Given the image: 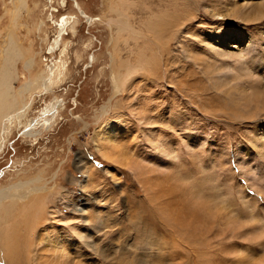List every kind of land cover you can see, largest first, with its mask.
Listing matches in <instances>:
<instances>
[{
  "label": "rangeland",
  "instance_id": "rangeland-1",
  "mask_svg": "<svg viewBox=\"0 0 264 264\" xmlns=\"http://www.w3.org/2000/svg\"><path fill=\"white\" fill-rule=\"evenodd\" d=\"M76 1L0 0V264H264V0Z\"/></svg>",
  "mask_w": 264,
  "mask_h": 264
},
{
  "label": "bare ground",
  "instance_id": "bare-ground-1",
  "mask_svg": "<svg viewBox=\"0 0 264 264\" xmlns=\"http://www.w3.org/2000/svg\"><path fill=\"white\" fill-rule=\"evenodd\" d=\"M74 1V5L77 9V12L83 16L87 22L91 23L92 21V17L90 16H87L86 14L83 13V11L81 10V8L79 7L78 5V2L76 0H73ZM62 26V29H64V25L61 24ZM63 32V31H62ZM225 34L222 35V39H225ZM20 50V49H19ZM20 51L17 52V55L18 57L21 55V52H24L23 50H21V52L19 53ZM32 62V60H28L27 61V65H30ZM26 65V66H27ZM49 67V66H48ZM49 71V70H48ZM11 76V71L8 69V68H4L0 74V125H1V128H0V137L1 135L4 133L2 132L4 128H6V126L9 125L10 121H11V117L12 115L9 113V111L13 108V106L15 105V101L14 99L12 98V95L9 94V90L11 88V84H10V81H8V79L10 78ZM39 81V80H38ZM40 87L41 88H46L49 87V82L46 78L42 77L40 79ZM26 88H28V83H26ZM44 91V90H43ZM28 105H25L24 107H22L20 110L17 111V114L18 116H23V114L25 113L26 111V108H27ZM47 106V105H46ZM56 107H57V103L53 102V103H50V105L48 106V109H45L46 111H43V115L41 113L42 116H45V113H48V115L50 114V117L49 116H46L44 117L45 119H42V120H37V119H33L30 120L28 122V124H26L27 126L24 128V130L20 133V135H24V136H30V137H34L36 134H38V126L41 125L42 127H45L47 128V124L49 125V122L52 121V119L54 118V115L56 113ZM47 108V107H45ZM29 109V108H28ZM14 110V109H13ZM14 115V114H13ZM41 119V118H40ZM40 127V126H39ZM41 127V128H42ZM49 127V126H48ZM37 128V129H36ZM113 131V128H110V133ZM37 136V135H36ZM107 139L109 140H112L113 139V136L110 135H107L106 136ZM2 141V139H1ZM263 141V140H262ZM1 147V146H0ZM1 149V148H0ZM105 156V155H104ZM142 169V168H141ZM108 172V171H107ZM3 208V207H1ZM69 219V218H68ZM70 228L73 229L74 226H71L70 225ZM77 231V230H76ZM60 240V239H59ZM44 242V241H43ZM50 243L53 247L54 250H56L59 244V241L57 242L54 241V238L53 240L50 239Z\"/></svg>",
  "mask_w": 264,
  "mask_h": 264
}]
</instances>
